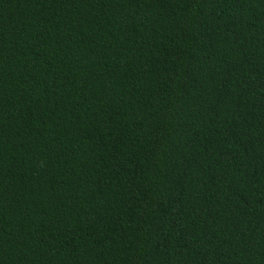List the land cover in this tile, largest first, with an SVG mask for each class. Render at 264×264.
<instances>
[{
    "label": "trees",
    "instance_id": "obj_1",
    "mask_svg": "<svg viewBox=\"0 0 264 264\" xmlns=\"http://www.w3.org/2000/svg\"><path fill=\"white\" fill-rule=\"evenodd\" d=\"M0 264H264V0H0Z\"/></svg>",
    "mask_w": 264,
    "mask_h": 264
}]
</instances>
